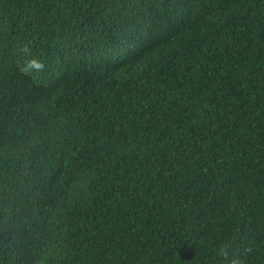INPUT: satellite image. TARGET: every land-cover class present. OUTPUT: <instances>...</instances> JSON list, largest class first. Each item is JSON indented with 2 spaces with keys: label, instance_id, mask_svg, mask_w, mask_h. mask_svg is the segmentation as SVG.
Returning <instances> with one entry per match:
<instances>
[{
  "label": "trees",
  "instance_id": "1",
  "mask_svg": "<svg viewBox=\"0 0 264 264\" xmlns=\"http://www.w3.org/2000/svg\"><path fill=\"white\" fill-rule=\"evenodd\" d=\"M233 258L264 264V0H0V264Z\"/></svg>",
  "mask_w": 264,
  "mask_h": 264
},
{
  "label": "clouds",
  "instance_id": "2",
  "mask_svg": "<svg viewBox=\"0 0 264 264\" xmlns=\"http://www.w3.org/2000/svg\"><path fill=\"white\" fill-rule=\"evenodd\" d=\"M60 10H61V6L59 4L57 11L60 12ZM63 26L64 27H62V28L67 29L70 33H72L76 36L77 35L83 36V37L96 36V29H95L93 23H91V22H85V23L80 24V25H77L74 22H72V23H65V24H63ZM30 64L32 66H35V67H40V65L35 60L30 61ZM77 87H78V78H74V77L68 78V80L65 83V90L67 92H72V91L76 90ZM222 251H223V249H221V252ZM230 264H241V261L238 258H233L231 260Z\"/></svg>",
  "mask_w": 264,
  "mask_h": 264
}]
</instances>
